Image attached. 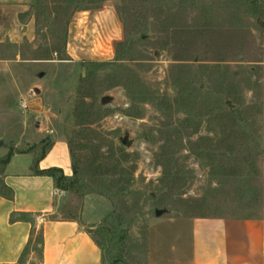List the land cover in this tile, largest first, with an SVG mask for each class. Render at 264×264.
I'll use <instances>...</instances> for the list:
<instances>
[{
  "label": "rangeland",
  "instance_id": "obj_1",
  "mask_svg": "<svg viewBox=\"0 0 264 264\" xmlns=\"http://www.w3.org/2000/svg\"><path fill=\"white\" fill-rule=\"evenodd\" d=\"M58 141L57 218L103 264H189L195 219L264 220V0H0L1 152Z\"/></svg>",
  "mask_w": 264,
  "mask_h": 264
},
{
  "label": "crops",
  "instance_id": "obj_2",
  "mask_svg": "<svg viewBox=\"0 0 264 264\" xmlns=\"http://www.w3.org/2000/svg\"><path fill=\"white\" fill-rule=\"evenodd\" d=\"M1 150L0 159L7 156ZM38 159L33 152L15 154L0 176L13 191L12 198L0 195V264H19L34 245L40 264H103L84 216L57 218L70 201L68 192L60 194L55 178L38 173L59 169L71 178L68 144L58 141L37 164ZM190 228L189 256L184 247L178 250L189 264H264L262 219L198 218Z\"/></svg>",
  "mask_w": 264,
  "mask_h": 264
},
{
  "label": "trees",
  "instance_id": "obj_3",
  "mask_svg": "<svg viewBox=\"0 0 264 264\" xmlns=\"http://www.w3.org/2000/svg\"><path fill=\"white\" fill-rule=\"evenodd\" d=\"M236 114H237V112H234V111L231 112L230 111V115L231 116H234ZM47 153H48V151H45L43 153V155L41 157H39V159L37 160L36 163L38 164L39 161L42 160L46 156ZM14 155L15 154L10 153L5 159L0 160V169L2 170L1 175H3L6 167L9 165V163L11 162V160H12V158H13ZM38 173L40 175H47V176H50V177L55 178L58 189L63 190V191H68L69 190V186L66 185V181H67L68 178L65 177V175H64V173H63L62 170H59V169H51V170H48V171H42V172H38ZM74 174L75 175L77 174V169L76 168H74ZM0 184H1L0 195L5 196V197L12 198L13 197V191L11 189H9L4 184L3 181H1Z\"/></svg>",
  "mask_w": 264,
  "mask_h": 264
},
{
  "label": "water",
  "instance_id": "obj_4",
  "mask_svg": "<svg viewBox=\"0 0 264 264\" xmlns=\"http://www.w3.org/2000/svg\"><path fill=\"white\" fill-rule=\"evenodd\" d=\"M236 108L233 109V111H235ZM122 144L126 147V148H131L133 146V141L130 140V136L129 134H126V137L123 138L121 140ZM159 214V213H158ZM120 228L124 231H126L128 229L127 225H122L120 226Z\"/></svg>",
  "mask_w": 264,
  "mask_h": 264
},
{
  "label": "built area",
  "instance_id": "obj_5",
  "mask_svg": "<svg viewBox=\"0 0 264 264\" xmlns=\"http://www.w3.org/2000/svg\"><path fill=\"white\" fill-rule=\"evenodd\" d=\"M60 194H64V191H61Z\"/></svg>",
  "mask_w": 264,
  "mask_h": 264
}]
</instances>
